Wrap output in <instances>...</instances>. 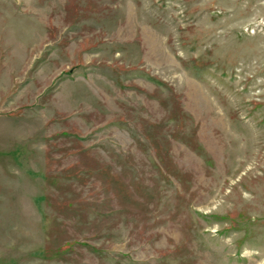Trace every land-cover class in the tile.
Returning <instances> with one entry per match:
<instances>
[{
	"label": "rangeland",
	"instance_id": "obj_1",
	"mask_svg": "<svg viewBox=\"0 0 264 264\" xmlns=\"http://www.w3.org/2000/svg\"><path fill=\"white\" fill-rule=\"evenodd\" d=\"M0 264H264V0H0Z\"/></svg>",
	"mask_w": 264,
	"mask_h": 264
}]
</instances>
